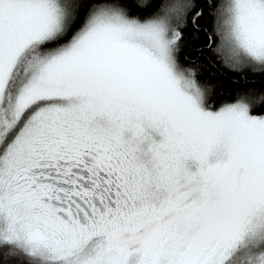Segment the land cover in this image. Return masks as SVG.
I'll use <instances>...</instances> for the list:
<instances>
[{
	"label": "snow or ice",
	"instance_id": "6c2138e0",
	"mask_svg": "<svg viewBox=\"0 0 264 264\" xmlns=\"http://www.w3.org/2000/svg\"><path fill=\"white\" fill-rule=\"evenodd\" d=\"M0 264H264V0H0Z\"/></svg>",
	"mask_w": 264,
	"mask_h": 264
},
{
	"label": "trees",
	"instance_id": "16d2710c",
	"mask_svg": "<svg viewBox=\"0 0 264 264\" xmlns=\"http://www.w3.org/2000/svg\"><path fill=\"white\" fill-rule=\"evenodd\" d=\"M219 91L222 93L221 99H226L228 94H229V90H228L227 86L219 89Z\"/></svg>",
	"mask_w": 264,
	"mask_h": 264
}]
</instances>
